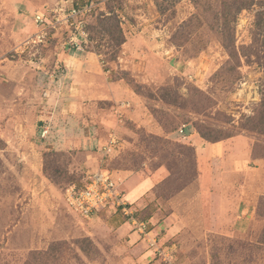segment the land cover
Masks as SVG:
<instances>
[{"label":"rangeland","instance_id":"1","mask_svg":"<svg viewBox=\"0 0 264 264\" xmlns=\"http://www.w3.org/2000/svg\"><path fill=\"white\" fill-rule=\"evenodd\" d=\"M93 1L85 19L93 28L75 37L95 53L86 59L95 87L83 91L59 82L68 69L56 53L74 67L84 56L68 40L73 28L14 52L36 12L61 0H0V264H166L149 239L174 243L173 264H264V0L227 24L222 4L241 0ZM111 12L131 58L121 47L110 60L97 18ZM115 77H124L137 121L116 118L112 106L126 97L100 101L120 93ZM99 166L133 212L125 221L68 208L67 187Z\"/></svg>","mask_w":264,"mask_h":264},{"label":"built area","instance_id":"2","mask_svg":"<svg viewBox=\"0 0 264 264\" xmlns=\"http://www.w3.org/2000/svg\"><path fill=\"white\" fill-rule=\"evenodd\" d=\"M95 9L93 0H84L82 4L74 3L72 0H62L61 4H58L50 12L37 11L34 16L35 30L31 36H28L19 46L14 48L16 54H21L27 47H40L41 44H45L49 41L50 37L54 36L61 28L70 29L73 28V32L69 31L68 40L74 46L81 50L80 44L75 40V37L80 35L86 38L87 33L85 26L87 22L86 17ZM66 44V40L63 42ZM119 106L120 108L129 107L128 103H124ZM119 117L123 116L119 108L116 110ZM182 130V129H181ZM48 132V129L42 130V136ZM115 139L112 137L103 146L104 152L108 153L113 146ZM66 202L68 208L77 212L84 218H91L97 212L105 210L108 213H113L118 207L124 215L132 216L133 212L128 210V206L119 190L118 181L115 180L107 168H97L92 171L86 178L84 186L77 188L74 184L69 185L65 192ZM109 206H112V210H109ZM133 219V217H132ZM150 246L153 247L157 255L161 257L162 261L166 264H173L174 250L173 246H157L155 239H149Z\"/></svg>","mask_w":264,"mask_h":264},{"label":"crops","instance_id":"3","mask_svg":"<svg viewBox=\"0 0 264 264\" xmlns=\"http://www.w3.org/2000/svg\"><path fill=\"white\" fill-rule=\"evenodd\" d=\"M62 1V0H61ZM122 26H124V23H122ZM34 28H35V25H34ZM143 31V29L142 30H140V32H142ZM124 33L126 34V32H125V30H124ZM126 38H128V36H127V34H126V36H125ZM134 37H136V36H132V37H130V38H134ZM138 37H141V35L139 34L138 35ZM152 42V41H151ZM129 43V41H127V40H125V42L122 44V50H121V52L124 54V56H123V58H131V57H129V56H127V50H125V47H126V45ZM83 49V48H82ZM84 50V49H83ZM79 52H81L82 53V55H84L83 56V59L81 60V61H79V62H77L76 64H75V67L74 66H72L71 65V63L72 62H68L67 61V59L69 58V54L68 53H65V51H59V52H57L56 54H57V56H59L58 57V59H57V61H56V63L58 64L60 61V59L62 60V62H63V60H64V62L65 63H62L61 64V67H65V70H67V74H66V78H67V80H64L63 79V77L62 78H60L59 79V82H61V83H63L64 85L66 84L68 87H70V86H76V87H79V89L80 90H86V88H88V87H91V89H93V86L94 85H92V81H93V79L95 78L94 76H96L95 75V71H94V65L92 64V63H88L87 61H86V59H89V61H91L92 59H93V56L92 57H90L89 56V54H95V53H91V52H89V51H86V50H84V51H79ZM87 53L88 55H86L85 56V53ZM144 54V53H143ZM95 57H98V56H95ZM99 60V59H98ZM57 64H55V66H57ZM70 65V66H69ZM54 66V67H55ZM125 66H127V65H124V67ZM72 67V68H71ZM49 68H51V67H49ZM90 70H92V71H90ZM58 76H56V78H57ZM64 78H65V76H64ZM93 78V79H92ZM122 83V81L121 80H117V81H113V80H111L110 82H109V84L110 85H116V87H118V89H119V92L121 93H117L116 95H113L112 94V98L110 99L109 97L108 98H106V97H104V98H100V99H103V100H100V101H113V102H116L115 100H117L118 99V97H120L121 99H123L122 97H126V99L125 100H120V102L118 101V102H116V104L114 105V106H112L113 108H114V111H115V114H116V118H118L120 121L126 116V117H129V119H134V117H136V115L138 114L137 113V111H138V109H137V107H138V105L137 104H134V106H133V108H135V109H133V110H131V111H129L130 109H131V105H133L132 104V102H131V100L133 99V98H131L130 100H129V98H128V94H124L126 91H130V89L128 88V87H125L123 84H121ZM122 86V87H119V86ZM95 87V86H94ZM123 93V94H122ZM127 93V92H126ZM118 95H120V96H118ZM105 99V100H104ZM110 99V100H109ZM113 99V100H112ZM139 99V98H138ZM134 101V100H133ZM128 103V106L129 107H126V108H120L119 106L122 104L123 106H125V104L124 103ZM114 104V103H113ZM119 108V110H121L122 111V113H124L123 114V116H121V117H119L118 116V114H117V112H116V110ZM114 114V115H115ZM98 116H100L101 117V115L99 114ZM97 116V117H98ZM134 121H137V118H135L134 119ZM42 124V123H41ZM44 128H46V129H48V127L47 126H43V128H42V130L44 129ZM114 138L115 139V137H116V135H115V132H110L109 133V135H108V139H110V138ZM109 141V140H108ZM116 141V140H115ZM106 144H107V142H106ZM105 145V144H104ZM103 147V146H102ZM111 149H113V146L111 147ZM106 168V167H103V166H99L98 168ZM108 169V168H107ZM111 172V171H110ZM111 174H112V172H111ZM113 176V175H112ZM114 178V177H113ZM129 187H130V184H129ZM143 187V186H142ZM142 187H139V188H134V189H132V191H130L128 194H127V198H130V199H133V198H135V197H138L140 194H142L143 192V190H142ZM121 188H120V185H119V190H120ZM125 224H127V222L126 223H121L119 226H121V227H123Z\"/></svg>","mask_w":264,"mask_h":264},{"label":"trees","instance_id":"4","mask_svg":"<svg viewBox=\"0 0 264 264\" xmlns=\"http://www.w3.org/2000/svg\"><path fill=\"white\" fill-rule=\"evenodd\" d=\"M72 1L74 3H78L75 0H72ZM82 3H79V4H82ZM233 4H234V2H224L222 4V18H223L224 24H227L228 22L234 21L237 13L240 10L247 8L249 5H251L252 0H241L240 2H238V5H236V6H234ZM97 19H98L97 23L100 25V30L105 32L108 35L109 40L111 42V45L114 47L113 52L111 53V56H110V60L115 61L120 50H121L122 44L125 42V33H124L123 28H122V21H121L119 15L115 12H111L110 14L101 13L99 18H97ZM91 28H93V25H91V24L89 25L87 23L85 26V30L89 31V29H91ZM223 43L225 44V39H223ZM95 52L97 54H100V52L97 50H95ZM123 73H125V72H123ZM120 78H124V77H120ZM120 78L115 77V79H112V80L117 81ZM131 83H133L132 79L129 82V87H132L136 93L140 94L139 88L142 87V85L136 84V83L131 84ZM202 136L205 139L211 140V141H216L217 139H219V137L216 138V136H212L211 134H208V133L207 134L202 133ZM84 183H85V180H83L81 182V184H74V185L79 189V188L84 186ZM119 214L123 215L124 221L127 220V217H129L128 215H124L122 213L120 207H118L115 212L110 213V215H112L113 218L117 217ZM80 242H90V240L88 238H83L80 240ZM169 246H174V243H172ZM83 247H85V246H82L81 248L83 249Z\"/></svg>","mask_w":264,"mask_h":264}]
</instances>
